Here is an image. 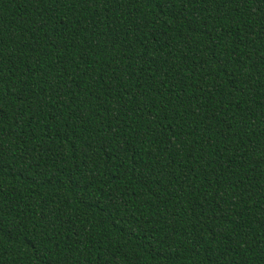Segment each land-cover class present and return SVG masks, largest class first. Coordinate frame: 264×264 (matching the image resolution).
Returning <instances> with one entry per match:
<instances>
[{
	"label": "trees",
	"instance_id": "obj_1",
	"mask_svg": "<svg viewBox=\"0 0 264 264\" xmlns=\"http://www.w3.org/2000/svg\"><path fill=\"white\" fill-rule=\"evenodd\" d=\"M0 264H264V0H0Z\"/></svg>",
	"mask_w": 264,
	"mask_h": 264
}]
</instances>
